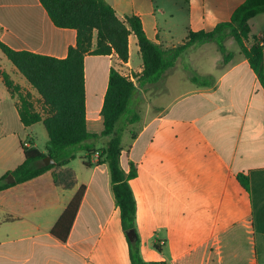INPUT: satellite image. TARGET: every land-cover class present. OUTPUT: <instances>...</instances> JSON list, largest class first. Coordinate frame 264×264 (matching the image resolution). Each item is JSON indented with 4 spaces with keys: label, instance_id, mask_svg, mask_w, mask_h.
<instances>
[{
    "label": "crops",
    "instance_id": "obj_1",
    "mask_svg": "<svg viewBox=\"0 0 264 264\" xmlns=\"http://www.w3.org/2000/svg\"><path fill=\"white\" fill-rule=\"evenodd\" d=\"M105 1L120 19L139 17L146 37L170 49L189 32L230 21L247 0ZM249 23L264 55V13ZM76 41L77 32L58 28L40 0H0V42L14 51L65 59ZM225 47L232 55L227 64L216 42L193 46L158 81L139 85L131 102L140 120L124 131L120 162L126 174L132 167L137 172L129 184L147 263L264 264V83L234 38ZM132 53L141 57L134 34L127 63L115 54L85 58L89 132L103 130L111 66L142 71L135 70ZM1 71L40 98L0 49ZM193 75L206 84L193 83ZM18 106L0 73V178L25 161L22 144L47 153L37 142L43 123L25 127ZM83 158L81 168L67 166L76 176L72 189L57 186L51 170L0 191V264H132L109 167L98 164L97 154ZM239 175L249 179V189ZM82 186L85 194L64 243L51 231Z\"/></svg>",
    "mask_w": 264,
    "mask_h": 264
},
{
    "label": "trees",
    "instance_id": "obj_2",
    "mask_svg": "<svg viewBox=\"0 0 264 264\" xmlns=\"http://www.w3.org/2000/svg\"><path fill=\"white\" fill-rule=\"evenodd\" d=\"M52 22L62 29L77 32L76 45L69 48L65 59H57L30 52H18L0 42V49L17 71L37 92L35 100L30 92L15 84L10 76L1 71L3 83L12 95L19 99L18 113L22 124L30 127L43 123L47 134L46 154L37 148L22 144L25 161L14 171L0 178V191L14 185L33 180L54 170L53 179L57 186L72 189L76 176L67 166L76 159L69 149L79 148L89 154H98L99 161L109 167L112 191L120 209L122 229L126 235L132 264H156L145 262L140 254V239L130 241L127 233L134 229L136 222V201L129 181L137 176L132 167L126 174L121 166L122 138L129 124L140 120L132 114L123 128L119 124L126 114L138 85L156 82L174 68L179 58L195 45L216 42L227 64L232 59L225 47V41L232 37L238 43L241 53L248 59L250 67L261 83H264V55L257 38L251 39L250 20L264 13V0H247L236 9L230 21L218 24L212 31L189 32L183 44L164 49L150 41L144 32L142 21L137 16L120 19L115 10L105 0H40ZM134 34L138 41L143 61L142 71L133 79L125 76L114 64L110 69L108 89L101 111L103 130L100 134L87 129L86 89L84 61L88 55L110 56L115 54L122 63H127L129 36ZM190 80L196 84H206V80L196 75ZM108 137L105 146L92 149L89 142ZM50 157L55 164L46 166L44 159ZM88 165V163H86ZM12 175L13 184L7 183ZM238 180L249 189V179L243 175ZM86 187L82 186L65 209L52 229V235L66 243L78 214Z\"/></svg>",
    "mask_w": 264,
    "mask_h": 264
},
{
    "label": "rangeland",
    "instance_id": "obj_3",
    "mask_svg": "<svg viewBox=\"0 0 264 264\" xmlns=\"http://www.w3.org/2000/svg\"><path fill=\"white\" fill-rule=\"evenodd\" d=\"M132 54H133V57H132L133 66H134L135 70H138L139 66H143L142 58L139 55H135L134 53H132ZM120 66H121V64H118V67L122 71L123 74H128V76H130V75L134 76V72L130 73L127 70L123 69V67L121 68ZM133 81L136 82V79L134 78ZM161 86H162V84H161ZM163 89H164V86H163ZM132 112H133L132 108H131V106H129L126 114L123 116V118L119 124L120 128H123L125 126L127 119L133 114ZM100 125L101 124H95V128L99 127ZM37 129L39 131V141H37L38 146H39V149L43 151V150H45V145H46L45 143H46V138H47L46 137L47 135H45L47 133H45V132H47V131H46L45 127H42V125H38ZM123 136H124V133H123ZM124 137H126V135ZM108 140H109L108 137H101L99 140L91 142V147H102V146L104 147ZM69 152L74 153L76 155V159L71 161V162H73V166L76 168H81L82 162L85 160V158L81 159V156L85 155L86 151L80 150L79 148H72V149H69Z\"/></svg>",
    "mask_w": 264,
    "mask_h": 264
},
{
    "label": "water",
    "instance_id": "obj_4",
    "mask_svg": "<svg viewBox=\"0 0 264 264\" xmlns=\"http://www.w3.org/2000/svg\"><path fill=\"white\" fill-rule=\"evenodd\" d=\"M44 164H45L46 166H48V165H52V164H55V161L52 160L50 157H46V158L44 159ZM7 182H8L9 184L14 183V182H15L14 177H13L12 175H9L8 178H7ZM127 237H128V239H129L130 241H134V239L137 237L136 230H134V229L130 230V231L127 233Z\"/></svg>",
    "mask_w": 264,
    "mask_h": 264
},
{
    "label": "built area",
    "instance_id": "obj_5",
    "mask_svg": "<svg viewBox=\"0 0 264 264\" xmlns=\"http://www.w3.org/2000/svg\"><path fill=\"white\" fill-rule=\"evenodd\" d=\"M133 80V79H132ZM26 147H28V145H25ZM97 156H98V154H97Z\"/></svg>",
    "mask_w": 264,
    "mask_h": 264
}]
</instances>
